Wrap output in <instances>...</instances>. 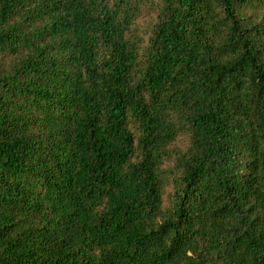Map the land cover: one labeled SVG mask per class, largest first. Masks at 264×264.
I'll list each match as a JSON object with an SVG mask.
<instances>
[{"label":"trees","instance_id":"16d2710c","mask_svg":"<svg viewBox=\"0 0 264 264\" xmlns=\"http://www.w3.org/2000/svg\"><path fill=\"white\" fill-rule=\"evenodd\" d=\"M0 264H264V0H0Z\"/></svg>","mask_w":264,"mask_h":264},{"label":"rangeland","instance_id":"374dc122","mask_svg":"<svg viewBox=\"0 0 264 264\" xmlns=\"http://www.w3.org/2000/svg\"><path fill=\"white\" fill-rule=\"evenodd\" d=\"M154 17V12L152 10L151 7H148L146 9V12L137 18L136 20V23L138 24V26L140 27L141 31H145L147 28H148V25L151 21V19H153ZM185 144V138L184 137H179L177 140H176V146L177 147H183Z\"/></svg>","mask_w":264,"mask_h":264}]
</instances>
